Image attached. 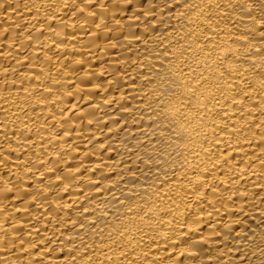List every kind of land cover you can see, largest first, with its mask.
I'll list each match as a JSON object with an SVG mask.
<instances>
[{
  "label": "bare ground",
  "instance_id": "obj_1",
  "mask_svg": "<svg viewBox=\"0 0 264 264\" xmlns=\"http://www.w3.org/2000/svg\"><path fill=\"white\" fill-rule=\"evenodd\" d=\"M56 2L0 0V264H264V0Z\"/></svg>",
  "mask_w": 264,
  "mask_h": 264
},
{
  "label": "clouds",
  "instance_id": "obj_2",
  "mask_svg": "<svg viewBox=\"0 0 264 264\" xmlns=\"http://www.w3.org/2000/svg\"><path fill=\"white\" fill-rule=\"evenodd\" d=\"M69 3L73 4V3H75V0H57V2L54 5L51 3H48V7L44 8L43 11L47 12L49 14H55V8L64 7L65 4H69ZM157 16L159 19H161V17H164L165 20L168 19L167 14L162 13L161 11L157 12ZM186 19H187V13L185 16V20ZM188 38H190V36ZM171 39H170V41H171ZM183 43H184L183 40H179V39L175 40L173 43L170 44L169 52L172 51V48H175L177 46V44L181 45ZM187 47L188 48H194V46H192V45H187ZM187 55L191 56L192 52L189 51L187 53ZM173 67H174L173 65H170V68H173ZM189 69L190 70L187 72L192 71L191 65H189ZM176 71L180 72V73H185L183 68L176 69ZM199 78L200 77L197 76L196 74H193V77L191 80H187V77H185L184 80H181L178 77L180 84H181V87L184 89L186 95L188 96L189 103L191 104L193 101H195L194 107L196 109H199L200 111L209 110V107L212 106V101L215 99V96L214 95L209 96L206 93L201 92V89L205 85V81L202 84H200L196 87H193L194 81L196 79H199ZM152 80H154V79H152ZM185 81H187V82H185ZM149 88H151V85L148 86L147 88H144V89H149ZM188 89H192V91L189 92ZM149 96L152 97L151 100L148 99ZM163 97H164L163 92L157 90L156 88H153L144 97V100H143L144 104L145 103L147 104V108H144V110L147 111L149 119L154 117V113H156L157 115L162 114L160 111L161 108L163 109L164 112H167L170 116L178 108V111H175V115L172 118L174 120H176L180 124L181 127L183 126L182 127L183 130L186 131L194 139L199 138V136H197L196 133H204V129L206 127H210V125H206V124L202 123L201 117L199 116L198 113H196L195 115H191V113H193V111L191 109H189L187 105L177 106V108H173V109L169 110L167 104L163 101ZM152 101H155L157 104V107L155 109L152 107ZM197 121H201V122L199 124H197ZM212 123H214V121ZM194 125H195V127H193ZM6 126L7 125H5V127ZM188 129H191L192 131L188 132ZM114 191H117L116 185L114 187H109L106 189V192H108V193H112ZM134 192H135L134 188H128V186L125 184L124 188L122 190H119L121 199H113L112 201L114 202V204H117L119 206L122 204H126V203H121V200L126 201L125 197L127 195L134 194ZM134 212H135V209H132L131 213H134ZM144 219L146 220L147 217H145ZM173 219H175V217H173ZM129 236H132L131 240H128ZM120 238L124 239L128 244V247L125 249H130L132 247L133 243L138 244L142 240V236H137L135 233H132L130 230L124 231L123 229L121 230ZM113 243H116V241H113ZM261 254L264 255V250H261Z\"/></svg>",
  "mask_w": 264,
  "mask_h": 264
}]
</instances>
